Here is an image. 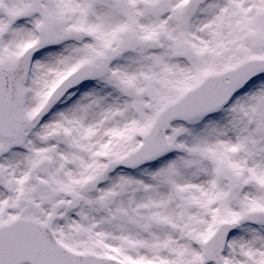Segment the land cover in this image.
<instances>
[{"label":"snow or ice","instance_id":"6c2138e0","mask_svg":"<svg viewBox=\"0 0 264 264\" xmlns=\"http://www.w3.org/2000/svg\"><path fill=\"white\" fill-rule=\"evenodd\" d=\"M0 264H264V0H0Z\"/></svg>","mask_w":264,"mask_h":264}]
</instances>
